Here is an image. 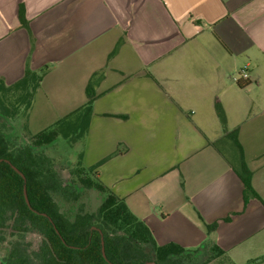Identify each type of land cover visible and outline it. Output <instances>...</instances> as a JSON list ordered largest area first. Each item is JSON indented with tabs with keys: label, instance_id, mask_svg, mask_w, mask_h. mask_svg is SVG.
Instances as JSON below:
<instances>
[{
	"label": "crops",
	"instance_id": "0c3cea01",
	"mask_svg": "<svg viewBox=\"0 0 264 264\" xmlns=\"http://www.w3.org/2000/svg\"><path fill=\"white\" fill-rule=\"evenodd\" d=\"M29 60L43 72L29 115L37 109L51 125L83 107L93 86L71 163L110 157L101 180L159 245L196 250L210 239L225 251L218 264H264V205L245 198L216 111L238 129L264 200V0H0V78L15 84ZM243 69L250 81L238 79Z\"/></svg>",
	"mask_w": 264,
	"mask_h": 264
},
{
	"label": "trees",
	"instance_id": "16d2710c",
	"mask_svg": "<svg viewBox=\"0 0 264 264\" xmlns=\"http://www.w3.org/2000/svg\"><path fill=\"white\" fill-rule=\"evenodd\" d=\"M19 21L22 28L29 29L23 4L19 6ZM42 80L43 72L33 70L30 60L24 77L15 84L8 86L0 78V115L15 118L23 111H30ZM86 95L83 107L47 129L27 134L25 145L13 144L7 137L5 124H0V240L15 239L0 264H200L204 257H207L205 263L210 264L223 256L225 251L210 239L196 250L176 243L159 245L151 229L131 212L125 199L101 180L99 168L110 157L86 167L80 155L69 168L70 183L63 181L56 168L57 160L48 149L56 146L60 138L73 144L86 136L93 103L98 98L92 85H88ZM216 111L224 137L236 148L238 160L234 170L245 186V198L253 196L264 205V200L253 189L252 172L246 165L238 129L227 130V118L218 103ZM7 161L25 175L26 183ZM25 184L31 207L25 199ZM76 186L95 189L104 195L97 211L86 212L80 208L71 218L61 210L56 197L77 201L81 194ZM202 222L208 233L218 227L217 222ZM29 234H38L41 238L35 250L25 242Z\"/></svg>",
	"mask_w": 264,
	"mask_h": 264
},
{
	"label": "rangeland",
	"instance_id": "374dc122",
	"mask_svg": "<svg viewBox=\"0 0 264 264\" xmlns=\"http://www.w3.org/2000/svg\"><path fill=\"white\" fill-rule=\"evenodd\" d=\"M45 101L40 100L37 102L43 104ZM46 106H49V103H45ZM24 110V108H23ZM5 124V131L7 137L15 145H25L28 143V135L36 134L43 130V128L51 127L53 119L50 118H40L38 115V110L32 111L29 115V111H23L15 118L3 117L0 115V124ZM26 132V133H25ZM56 146L48 149V153L55 157L57 160V170L59 171L61 178L66 184L70 183V174L69 168L71 166V160L75 154L72 150L71 143L67 140L60 138L56 143ZM81 196L77 201H66L62 197L57 196L56 200L58 201L61 210L67 214V216L74 218L75 215L79 212L80 208H84L86 212H95L100 207L104 195L95 189L84 190L80 186H76ZM15 240L14 238L8 237L5 241L0 240V259L6 257L9 254L11 248V242ZM26 243H30L32 247L31 250L37 249L41 243V238L38 234H29L25 240ZM207 257H204L200 264H206ZM210 264H218L214 260Z\"/></svg>",
	"mask_w": 264,
	"mask_h": 264
},
{
	"label": "water",
	"instance_id": "95a60500",
	"mask_svg": "<svg viewBox=\"0 0 264 264\" xmlns=\"http://www.w3.org/2000/svg\"><path fill=\"white\" fill-rule=\"evenodd\" d=\"M0 162H2V160H0ZM7 163H9L12 168L17 171L21 176L22 178L24 179L25 183H26V177L25 175L16 167L14 166L10 161H7ZM24 195H25V199H26V202L27 204L29 205V207H31V203H30V200H29V197H28V193H27V187H26V184L24 185ZM44 216H47L45 213H43ZM51 220V219H50ZM58 232V231H57ZM59 233V232H58ZM103 255L104 257H106V254H105V248H104V243H103ZM151 264H155V263H151Z\"/></svg>",
	"mask_w": 264,
	"mask_h": 264
},
{
	"label": "built area",
	"instance_id": "2783aa9c",
	"mask_svg": "<svg viewBox=\"0 0 264 264\" xmlns=\"http://www.w3.org/2000/svg\"><path fill=\"white\" fill-rule=\"evenodd\" d=\"M238 79H244L246 81H250V74L247 69L240 70L238 73Z\"/></svg>",
	"mask_w": 264,
	"mask_h": 264
}]
</instances>
